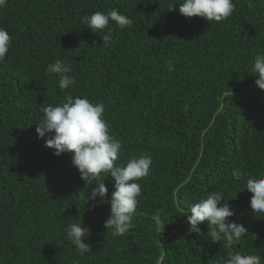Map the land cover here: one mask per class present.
I'll return each mask as SVG.
<instances>
[{
    "label": "trees",
    "instance_id": "trees-1",
    "mask_svg": "<svg viewBox=\"0 0 264 264\" xmlns=\"http://www.w3.org/2000/svg\"><path fill=\"white\" fill-rule=\"evenodd\" d=\"M181 2L0 0V27L11 37L0 63V264H223L225 242L210 240L207 222L202 234L189 232L184 216L209 192L248 230L233 250L264 264V214L253 213L246 190L249 178H264V90L251 72L264 54V0H233L232 15L210 23L169 10ZM113 7L133 24L110 23L112 42L102 47V33L81 20ZM57 59L73 69L76 84L67 90L46 71ZM65 94L105 104L110 135L122 142L118 164L152 157L138 181L135 227L123 236L104 227L112 178L102 174L108 196L88 206L96 185L81 180L72 154L58 157L38 137L40 107ZM158 209L166 225L159 233ZM72 223L90 229V254L66 238Z\"/></svg>",
    "mask_w": 264,
    "mask_h": 264
},
{
    "label": "clouds",
    "instance_id": "clouds-1",
    "mask_svg": "<svg viewBox=\"0 0 264 264\" xmlns=\"http://www.w3.org/2000/svg\"><path fill=\"white\" fill-rule=\"evenodd\" d=\"M185 18L200 17L210 22H222L235 10L233 0H182L177 5L172 3L169 10ZM81 23L92 33L100 35L103 46L108 47L112 42V29L110 23L121 30L133 24V20L113 7L107 12L96 11L82 17ZM108 29L107 32H104ZM11 37L5 28L0 27V63L9 53ZM169 72L175 71L174 61H166ZM3 71V68H0ZM49 75L58 79V87L67 90L76 84L70 75L72 67L62 59L50 63L46 69ZM252 75L256 77L255 84L264 90V54H257L251 68ZM187 110V105H185ZM42 115L36 123L38 137L45 140V146L54 149L56 156L69 153L72 165L78 169L80 178L86 185H96L86 197L87 205L94 207L97 198L105 201L108 188L102 181V174L112 178L114 191L110 204V215L104 221L107 232L113 236H123L133 229V215L138 206V197L141 195L139 180L149 175L153 163L150 154L142 153L133 157L123 165L117 163L122 152V142L110 135V128L103 118L105 104L91 102L87 97H73L65 94L59 104L45 103L40 107ZM46 138V139H45ZM244 173L233 169L232 176L239 180ZM95 182V183H94ZM246 190L252 194L250 208L253 213L264 214V178H249ZM222 198L218 192H209L206 198L191 204L185 212L189 232L201 233L200 225L207 222L209 231L207 236L213 243L224 241L225 248L229 249L223 264H261L262 257L258 255H245L234 251L242 237L248 234L247 228L240 223L230 221L235 216L229 203L221 206ZM190 213V215H189ZM153 229L156 232L165 230L161 212L158 209L153 217ZM66 238L75 246L81 256L90 254L92 247L85 241L90 235V229L80 223H72L65 229Z\"/></svg>",
    "mask_w": 264,
    "mask_h": 264
}]
</instances>
